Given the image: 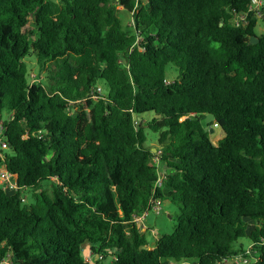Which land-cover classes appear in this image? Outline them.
I'll list each match as a JSON object with an SVG mask.
<instances>
[{"label":"trees","instance_id":"trees-1","mask_svg":"<svg viewBox=\"0 0 264 264\" xmlns=\"http://www.w3.org/2000/svg\"><path fill=\"white\" fill-rule=\"evenodd\" d=\"M250 2L0 0V169L16 182L0 185V262L264 264V2L259 16ZM151 201L179 210L152 247L134 222Z\"/></svg>","mask_w":264,"mask_h":264},{"label":"rangeland","instance_id":"rangeland-1","mask_svg":"<svg viewBox=\"0 0 264 264\" xmlns=\"http://www.w3.org/2000/svg\"><path fill=\"white\" fill-rule=\"evenodd\" d=\"M116 10L118 11L117 16L119 20L121 21L124 29L126 31L131 32L133 30V23H132L131 15L125 12L124 10H122L120 6H118ZM255 33L257 35H261L264 33V26L260 20H258L256 24ZM25 61L28 63L29 73L36 74L38 67L36 65L35 57L31 55L27 57ZM167 75H168V78H167L168 80H170L175 75V71L171 65L167 66ZM101 84L103 85L102 82ZM101 84H99L100 87H102ZM150 116L151 114H144L142 116V119L146 121L148 117H149L148 119L151 118ZM212 129L213 131L209 133L210 141L212 144L216 145L218 140L221 139L224 135L222 133V130L219 127L213 125ZM143 131L146 136V141L144 144L145 147H157L156 142H157L158 134L150 131L146 127L144 128ZM155 159L156 158H153L152 161L158 165L157 159L156 160ZM158 168L159 170L161 169L159 165H158ZM42 185L48 192L50 191L49 183L43 182ZM24 200L26 204L30 202L29 193L24 194ZM158 206H159L158 210L149 211L146 214V216L143 218L142 223L139 224L140 232L145 236L150 247L154 246V242L159 236L168 235L173 232L174 225L176 223V217L179 214L178 208L170 202L162 201L158 204ZM239 244L246 247L249 244V241L246 239H240L236 245H239ZM82 255L85 260L92 262V256L90 254L88 245H83ZM110 263H111V256L107 255V257L102 261V264H110ZM181 264H184V263H181Z\"/></svg>","mask_w":264,"mask_h":264},{"label":"built area","instance_id":"built-area-1","mask_svg":"<svg viewBox=\"0 0 264 264\" xmlns=\"http://www.w3.org/2000/svg\"><path fill=\"white\" fill-rule=\"evenodd\" d=\"M264 0H251L249 6H248V12H253L256 11V14L259 16V11L258 8L262 6ZM131 15V14H130ZM241 19H243L241 17ZM42 79V76L37 77L36 74H31L28 73V80L30 84H33L35 82H39ZM89 98L92 100H97V99H102L103 98V89L99 85H97L95 88L91 89L89 93ZM215 126H217L215 124ZM3 133H4V128L2 126V122L0 121V158H2L3 151L7 149V145L3 140ZM156 160V159H155ZM160 178L158 179V184L160 183ZM0 185L2 189L4 190H15L16 189V182L14 181V177L6 171V169L2 168L0 169ZM158 202L156 201H151L148 209L144 211L140 216H137L134 218V222L141 224L143 218L146 216V214L149 211H156L159 209ZM248 253V249H245V254ZM87 261V260H86ZM89 262V261H88ZM253 260L251 258H248L242 254L235 255L229 259H223L222 263L226 264H252ZM184 264H190L183 262ZM0 264H11L10 261V256L7 255L1 262Z\"/></svg>","mask_w":264,"mask_h":264},{"label":"water","instance_id":"water-1","mask_svg":"<svg viewBox=\"0 0 264 264\" xmlns=\"http://www.w3.org/2000/svg\"><path fill=\"white\" fill-rule=\"evenodd\" d=\"M257 42H258V39L256 37H251L250 40H249V43L250 44H256ZM211 121H213V117H212V115H208L206 117V119H205L206 124L210 123ZM212 131H213V129L210 128V131L209 132H212ZM152 152H154V149L152 150ZM164 170H165V167L163 168V172H164Z\"/></svg>","mask_w":264,"mask_h":264},{"label":"crops","instance_id":"crops-1","mask_svg":"<svg viewBox=\"0 0 264 264\" xmlns=\"http://www.w3.org/2000/svg\"><path fill=\"white\" fill-rule=\"evenodd\" d=\"M15 181V180H14Z\"/></svg>","mask_w":264,"mask_h":264}]
</instances>
